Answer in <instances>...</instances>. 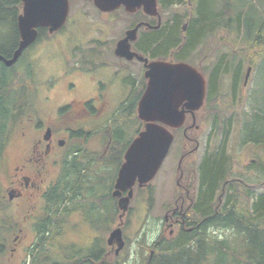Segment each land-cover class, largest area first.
Segmentation results:
<instances>
[{"label": "flooded vegetation", "instance_id": "flooded-vegetation-1", "mask_svg": "<svg viewBox=\"0 0 264 264\" xmlns=\"http://www.w3.org/2000/svg\"><path fill=\"white\" fill-rule=\"evenodd\" d=\"M184 1L156 0L157 13L152 15L145 11L144 6L133 13L124 6L115 11L103 12L91 0H69V14L64 27L53 34L46 29V65H51L57 71L54 81H46L38 90L34 86L18 83V74H13L11 78L16 80V85L10 87L1 84V75L0 102L8 103L12 109L10 117H6V124L0 118V128L4 130L0 135V179L5 174L3 182L0 181V264L36 263L35 260L27 262V257L32 252L36 256L40 249L35 242L39 235L38 221L44 216L45 206L46 246L49 248L52 244L65 259L70 258L62 264H113L115 262L108 263L102 259L113 257L115 260L121 256L124 251L116 255L115 245H109L110 250L105 255L99 241V229L103 227L104 220L98 223V212L104 207V202L111 199V203L114 202L112 192L115 177L113 175L110 182L104 179L114 173V168L111 173L97 178L95 184L100 185L102 190L106 189V192L108 190V193L99 196L96 190L94 193V189L90 193L87 185L89 177L94 176V152L86 145L96 139L105 147L99 160L102 164L115 163V157L122 151L124 160L129 146L125 138L134 133V129L129 131L124 128L125 125L138 124L135 136L132 135L135 138L145 124L139 118L138 109L148 89L147 72L151 63L186 64L196 69L204 78L205 95L202 106L196 111L187 110V101L184 100L179 109L185 110L184 125L179 129L168 128L174 135L173 145L180 139L185 142L183 151L177 154L176 184L181 194L164 219L168 236L160 232L153 241L149 260L145 264H152L156 252L153 247L161 238L167 240L184 231L207 234L215 228L205 227L208 217L195 215V204L203 188L205 164L222 157L231 169L232 174L227 180L229 184H224L221 192H218L219 203L224 202L228 185L236 184L250 189L255 195L258 194L259 185L264 187V178L262 182L258 181L259 174L264 175V169L260 170L264 168V162L259 160L257 151L264 149V146L258 143L257 132L252 131L251 138L246 128L255 123L264 110L262 105L260 112L250 91L252 56L247 53H226L224 37L217 39L219 47L212 48L211 41L216 39L212 36L222 31L225 24L214 23L218 29L213 33L207 32L209 27L202 32L196 31L191 20L194 18L192 2L187 0L185 4ZM85 4L89 9V17L84 13ZM72 11L75 13L72 14ZM116 13H123L130 18L128 26L117 36L111 37L110 31L97 24H94L93 30L85 31L84 36H78L84 33L80 25L85 24L86 19L96 16L106 18ZM70 17L74 18L75 28L64 31V36H58ZM136 28V36L129 41L133 57L118 56L117 44L126 38L128 31ZM54 40L60 41L62 52L54 46ZM19 43L20 38L17 47L11 49L6 58L13 55ZM34 45L26 49L22 56ZM50 48L58 54V64ZM252 54L257 56L256 53ZM93 58L100 61L97 66L100 72L97 74L89 71ZM0 63L7 71L14 69L17 64L6 67L3 62ZM104 70H108L112 76ZM63 87L69 99L59 101L58 94ZM122 94L123 99L117 103L116 98ZM3 113L0 109V115ZM201 124L205 129H202ZM202 132L207 133V143L203 146L199 139ZM116 137L123 143L119 149L115 146ZM234 145L236 148L239 146L237 151ZM248 148L254 158L246 162L249 157L244 156L242 151ZM200 152L202 154L199 156ZM8 155L11 157L10 162L7 161ZM235 161L239 164L246 162L239 176H234ZM8 166L10 173L7 171ZM206 189L205 185L203 190ZM80 217L81 220H75ZM128 223V220L125 221L123 232ZM85 224L92 228L94 237L89 244L79 246L66 241L67 233ZM29 234L32 240L26 242L25 238ZM124 240L126 247V237ZM78 256L81 262L77 261ZM43 262L46 264V261Z\"/></svg>", "mask_w": 264, "mask_h": 264}, {"label": "rangeland", "instance_id": "rangeland-1", "mask_svg": "<svg viewBox=\"0 0 264 264\" xmlns=\"http://www.w3.org/2000/svg\"><path fill=\"white\" fill-rule=\"evenodd\" d=\"M80 1L82 2L83 0H78V2ZM219 5L221 6L222 4ZM235 9L236 15L233 16L231 27L227 28L226 25V27L223 25L224 29L218 32L215 36H212V38L216 39L211 41V46L212 48L219 47L220 44L217 39L224 37L226 38V43L223 42L224 51L226 53H247V55L252 56L251 58L253 60V72L251 75V83L249 85H251L252 87L250 91L261 110L260 106L264 105V0H238ZM73 13L75 12L72 11V14ZM84 13H87L88 17L90 16L89 9L86 7V4ZM129 23L130 18L123 13H116L106 18L96 16V18L94 17L92 19H86L85 24L80 25V27L83 28L82 32L84 33H79L78 36L82 37L85 35V31L93 30L95 27L94 24H97L101 28H104L107 32L110 31L111 37L114 35L117 36L120 31L124 30L128 26ZM72 28H75L74 18L70 17L64 30L58 33V36H64V31ZM2 29L4 34H8V38L11 41L10 36H12L14 29L9 28L8 30L5 27H2ZM40 39L41 40L37 41L29 51L25 52L24 56H22L14 69L7 71L6 68L0 63V77L2 74H18V83L34 86L36 87V89L38 88V90H40L43 84H46V81L52 83V81H54L53 77L57 74V71L54 70L51 65H46V34L40 37ZM4 42L7 43L9 41L5 40L1 41L0 43ZM54 46L58 48L60 52H62L60 47L61 43L59 40H54ZM50 51L54 54V61L56 62V64H58V54L53 48H50ZM252 53H256L257 56L254 57ZM111 59L117 61V59L113 57H111ZM93 60L94 62L89 66V71L93 74H97L100 72L97 67L100 64V61L95 58H93ZM30 65L32 67H30ZM55 68H58V66ZM246 70L247 67L245 68V71ZM103 72L112 76V74L108 70H104ZM29 75L31 76V78H29ZM123 97V94L118 96V98H116V102L119 103L123 99ZM63 99H69L65 87H63L58 94V100L60 101ZM67 123L69 124L70 121H67ZM200 126L202 127V129H205V126L203 124H201ZM124 128H128L129 131H132L134 129V133L132 132L129 138H125V140L129 141V139L132 138L133 134L135 136V132L138 130V124H126ZM194 133L196 132H193V134ZM133 138L129 141L128 144H130ZM199 139L202 146L205 145V143H207V133H200ZM122 144L123 143H121V145ZM125 144H127V142H125ZM184 144L185 142H183L182 139H180V141L178 142L176 141L161 170L147 189L139 190L137 187L134 188L135 193L134 198L132 199L130 204V213L128 214L126 219H123L125 221H129L124 231V237H126L127 242L125 250L118 259L114 260L113 257H109L102 260H105L108 263L112 261L115 262L113 264H145V262L149 260L153 241L157 238L160 232L161 234L168 236V233L165 232L164 219L167 213L174 208L177 197L179 194H181V191L179 192V190L177 189L176 179L178 175H176V170L178 163L177 154L180 152V150L181 152L183 151ZM101 145L96 139H94L93 141H89L86 145L91 149L92 152H94V176L89 177L87 186L89 187L90 193L91 191L93 192L94 189V193L96 190L99 196H103L104 194L108 193V190L106 192V189L102 190V187L100 185H95L97 182V178H102L106 173H111L112 169L114 168V173L107 175L104 179L105 182H110L113 179V175L115 177V172H117V169H119L120 167V165L116 163V157L115 163L113 164L105 165L99 162L100 155L104 153L105 148ZM187 148L189 149V145H187ZM234 148H236L235 145ZM238 149L239 146L236 148V151ZM257 151L260 155L259 160L264 162V149L260 148ZM202 152H200L199 156L202 154ZM239 153H237L236 155H239ZM242 153H244V156L249 157L246 159V162L250 161L251 158H254V156H251V154H249L250 148H248L247 151L245 149L244 151H242ZM199 156L197 155V157ZM192 158H195V156H192ZM7 161H11V157L9 155L7 157ZM236 161L233 172L234 176H239L240 172L242 173V167L246 166V162L239 164ZM198 163L199 161L197 162V164ZM9 169L10 168L8 166L7 171L10 173ZM262 169L264 168H260V170ZM80 170L81 168L79 169V171ZM78 172H75V174H77ZM4 178L5 174L1 177L0 181L3 182ZM263 178L264 175L259 174V183L262 182ZM100 181L102 182V179ZM86 189L88 188L86 187ZM86 189H82V191H86ZM262 191H264V187H259L258 193ZM74 202L75 200L73 201V203ZM103 206V208H100V215L104 220V224L103 227H100L99 229V241L101 243V246L103 247L105 255H107L108 251L110 250L107 245V239L109 238L110 232L120 224L121 221L119 219V215L121 213L115 209L116 202L111 203V200L109 202H104ZM75 220L79 221L81 220V217ZM91 230L92 228L86 224L82 227L78 226L76 229H72L71 232L67 233L66 241L69 243H75L79 246H85L89 244L94 238ZM207 235L213 239L216 238L215 240L220 241L224 238H227L229 240V243H231V248H234L236 246L239 251L241 250L243 238L240 236L235 237L236 235L234 234V232L231 233L230 231H223L214 228L210 229L207 232ZM25 239L26 242H30L32 240L31 234H29V236ZM47 248L48 247L46 246V249ZM88 248H90V246ZM46 249L40 248L39 250H37L38 253L36 256H34L35 252L30 253V255L27 257V262L29 260L33 261L34 257L39 256L41 250L46 253ZM33 251H35V249Z\"/></svg>", "mask_w": 264, "mask_h": 264}, {"label": "trees", "instance_id": "trees-1", "mask_svg": "<svg viewBox=\"0 0 264 264\" xmlns=\"http://www.w3.org/2000/svg\"><path fill=\"white\" fill-rule=\"evenodd\" d=\"M190 1L195 13L194 18L191 20H193L196 31H202L209 27L210 29L207 32L213 33L218 29L214 23L220 22L224 23L227 28L231 27L233 16L236 15L235 6L238 0ZM165 3L164 1L163 4ZM184 3L187 4V0ZM219 4L222 5L220 6ZM22 8L23 4L21 0H0V42L9 41L7 43H0V54L3 56H9L8 52L17 47L20 36L17 20L19 14L22 12ZM180 20L183 19L180 18ZM2 27L8 30L9 28L14 29L12 36H10L11 41L8 38V34L3 33ZM44 34H46V30L42 29L39 31V37L44 36ZM196 37L198 36L196 35ZM2 75V85L10 87L16 85V80H13L11 75ZM0 109L5 112L0 115V118L6 124V117H10L9 112L12 108L9 107L8 103L2 104L1 101ZM263 114H259L255 123L253 122L252 125L246 126L247 134L251 138L253 137L252 131L257 132V141L261 146H264ZM3 131V127L0 128V135ZM115 142L116 149H119L122 141L116 137ZM122 157L123 151L118 157L116 156V163L118 165L122 163ZM231 174V169L227 165L226 159L222 157H218L211 164L204 165L202 187L204 188L206 185L207 189H201V196H199V200L195 204V215L209 218L205 225L206 228L215 227L219 230L234 232L235 237H242L241 250L239 251L236 246L231 248V243H229L227 238L220 241L215 240L216 238H211L206 233L198 234V231L194 233L184 231L179 236L167 240L161 238L154 245L153 248L156 252L152 264H264V191L255 195L250 189L239 187L236 184L228 185L224 194V202L219 203L217 199L218 192H221L224 184H229L227 180ZM113 201L116 202L115 200ZM115 209L118 211L117 205ZM98 213L100 214V210ZM98 218V223L101 224L103 218L100 215ZM38 223L37 232L39 235L36 242L37 247L46 249V206L44 208V216ZM52 246L50 244V247L46 249V253L41 250L39 256L34 257L35 264H44L43 261H46V264L49 262L62 264L64 260H70L69 257L65 259V256L61 253L59 254L58 249ZM91 255H89V258ZM81 260V257L77 258V261L81 262Z\"/></svg>", "mask_w": 264, "mask_h": 264}, {"label": "water", "instance_id": "water-1", "mask_svg": "<svg viewBox=\"0 0 264 264\" xmlns=\"http://www.w3.org/2000/svg\"><path fill=\"white\" fill-rule=\"evenodd\" d=\"M91 1L103 12L115 11L124 6L133 13L144 6L147 13H157L156 0ZM22 3L23 11L17 20L19 46L10 58L0 54V62L6 67L15 65L23 52L35 43L39 29L47 28L53 34L65 25L69 14V0H22ZM136 33L137 28L128 31L126 38L117 44L118 56L133 57L129 41L134 39ZM148 67L149 85L138 109L139 118L145 124L125 153L112 193L113 198L118 200L121 212V223L108 238V245L116 246V255L125 247L121 226L129 212L135 186L147 187L158 174L174 140L168 128L179 129L185 123V110H179L182 102L187 101V110L196 111L202 106L205 95L204 78L189 65L155 62Z\"/></svg>", "mask_w": 264, "mask_h": 264}, {"label": "bare ground", "instance_id": "bare-ground-1", "mask_svg": "<svg viewBox=\"0 0 264 264\" xmlns=\"http://www.w3.org/2000/svg\"><path fill=\"white\" fill-rule=\"evenodd\" d=\"M206 3V2H205ZM202 32V31H201ZM214 185V184H213Z\"/></svg>", "mask_w": 264, "mask_h": 264}]
</instances>
